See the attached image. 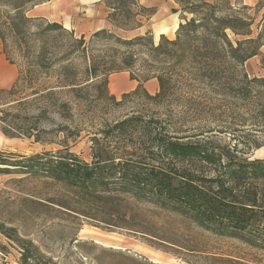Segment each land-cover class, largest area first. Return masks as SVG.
I'll list each match as a JSON object with an SVG mask.
<instances>
[{
	"label": "rangeland",
	"instance_id": "374dc122",
	"mask_svg": "<svg viewBox=\"0 0 264 264\" xmlns=\"http://www.w3.org/2000/svg\"><path fill=\"white\" fill-rule=\"evenodd\" d=\"M208 1L221 7L219 13L239 11L253 18V35L261 34L264 41V0ZM13 2L0 0V30L5 34L4 40L0 37V89H14L12 95L0 94V154L6 160L0 164V223L4 228H14L15 233L12 238L0 234V264H24L20 240L29 245L32 259L28 264H264L263 249L129 197L121 201L124 210L135 211L147 231L104 222L95 217L94 211L93 215L87 213V200L81 192L48 177L35 159L42 156L45 162L71 151L90 161L95 138L109 146H140V140L149 138L140 125L128 128L124 137L105 136V130L114 124L136 118L141 123L153 122L165 137L213 139L231 149L237 160H264L263 118L256 113L249 115L252 107L248 100L239 101L223 90H214L207 79H187L178 68L176 73H168L167 93L159 98L148 96L142 88L127 96L111 91L110 75L117 73L112 66L121 59L117 52L124 51L138 58L131 70L137 79L127 71L130 78L152 96L159 91L157 78L150 79L158 84L157 91L141 79L139 57H144L145 49L127 48L117 37H136L122 30H132V25L140 21L153 31L156 43L162 33L175 39L178 17L195 16L190 7L182 10V5L173 0H140L153 7V15L142 12L131 20L119 15L123 25L131 26L108 29L114 36L108 32L81 34L61 23V27L36 36L54 21L30 16L29 4L26 14L33 19L24 25L25 35L16 39L6 29L4 15ZM171 4L181 9L178 17L172 16ZM107 9L111 15V9ZM171 16L175 18L171 26L161 25L172 21ZM228 32L235 41L234 34ZM82 35L84 41L80 43ZM263 56L264 44L260 53L244 64L249 79L264 77ZM33 62L38 67L34 68ZM8 63L18 68V78L10 81ZM71 82L77 83L75 91ZM119 82L129 87V79L122 75ZM52 90L55 95L50 97ZM227 161L223 158L221 163ZM178 165L207 177L216 176L217 168L221 171L224 167L204 161Z\"/></svg>",
	"mask_w": 264,
	"mask_h": 264
},
{
	"label": "trees",
	"instance_id": "16d2710c",
	"mask_svg": "<svg viewBox=\"0 0 264 264\" xmlns=\"http://www.w3.org/2000/svg\"><path fill=\"white\" fill-rule=\"evenodd\" d=\"M43 1L47 0H14L4 12L5 26L11 37L19 39L20 35H25L27 30L24 31V25L33 19L27 16L26 9L29 4L31 6ZM105 2L112 11L109 19L120 28L131 25H123L118 20L119 15L123 14L131 20L132 16L136 18L143 15L142 12H147L149 17L154 13L153 7L142 5L140 0ZM176 2L182 5V10L188 5V9L195 16L188 18L186 14L180 15L181 22L175 39H169L162 34L160 41L156 43L151 30L130 39L117 37L127 48L139 46L145 49L142 51L144 57H139L143 73L141 79L148 81L157 78L160 86L153 96L141 87V84L123 95L136 93L142 88L150 97L164 96L168 89V73L174 74L178 68H182L187 79H207L211 86H215L214 90H223L239 101L248 100L252 107L249 115L256 113L255 115L261 116L264 121V77L249 79L243 68L250 58L260 53L264 44L261 34L253 35L254 19H248L249 17L239 11L219 13L221 7L208 0ZM132 7L139 10L135 12ZM179 10V7L172 8L174 13ZM141 23L139 21L132 26L140 27L143 25ZM55 27H61V24L49 22L36 36ZM228 31L234 34L235 41ZM101 32L114 36L108 29L95 33ZM0 37L5 39L1 30ZM83 41L84 35L79 42ZM117 54L121 59L113 64L112 69L116 72L129 71L131 78L137 79L131 70L138 58L134 59V54H126V51ZM262 63L264 67V56ZM165 64L169 65L168 68ZM37 65V62L32 63L34 68L38 67ZM76 84L70 83L72 91L76 90ZM13 90L0 89V94L12 95ZM54 95V90L49 92L50 97ZM139 125L149 134V138L140 140V146L131 145L132 149H129V146H109L105 140L101 142L95 138L90 161L71 151L63 156L48 158L45 162L42 156L35 159L38 165L45 168L48 177L81 192L87 200V213H96L95 217L104 222H114L113 224L119 227L146 232L138 214L128 208L124 210L121 201L124 197H129L176 212L208 231L237 238L264 250V160H237L231 149H226L213 139L184 141L180 138L165 137L162 132L157 131L153 122L141 123L136 118L114 124L105 130V136L124 137L128 128H136ZM118 141H121V138ZM223 158L228 160L224 165L221 163ZM186 161H204L224 167L221 171L217 168L216 176L207 177L195 170L180 168L178 163ZM4 163L6 160L0 154V164ZM14 230L4 228L0 223V234L12 238ZM20 241L24 248L23 263L28 264L32 259L29 245L24 240Z\"/></svg>",
	"mask_w": 264,
	"mask_h": 264
},
{
	"label": "crops",
	"instance_id": "0c3cea01",
	"mask_svg": "<svg viewBox=\"0 0 264 264\" xmlns=\"http://www.w3.org/2000/svg\"><path fill=\"white\" fill-rule=\"evenodd\" d=\"M173 2H175L173 0ZM141 3V2H140ZM145 6H151L149 4L141 3ZM176 4V2H175ZM176 6L172 5L171 14L172 16L177 15L172 11V8ZM162 9L166 10L167 6ZM32 17L46 18L50 21H55L63 24L65 27L75 30L78 33H95L102 29H116L117 27L109 19V11L105 5V0H47L33 4L30 6L29 11ZM171 16V17H172ZM178 17V15H177ZM180 24L181 19L178 17ZM168 23L161 24L171 26L173 20ZM160 25V26H161ZM179 27V26H178ZM149 28H145L144 25L126 31L131 36L143 35L148 32ZM153 33V31H152ZM163 34V33H162ZM160 34V35H162ZM9 75L8 81L18 78V68L13 63L7 64ZM129 79V87L124 88L119 82V77ZM6 82V81H3ZM151 85L154 88L153 91H157L158 84L154 80L147 81V85ZM138 86V82L130 78V74L127 71H121L110 75V88L113 94L120 95L129 91L134 90Z\"/></svg>",
	"mask_w": 264,
	"mask_h": 264
}]
</instances>
